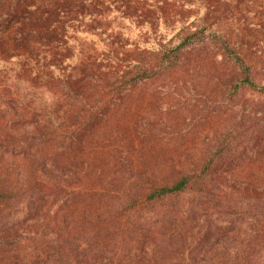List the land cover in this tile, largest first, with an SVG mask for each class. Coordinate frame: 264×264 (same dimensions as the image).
<instances>
[{
  "label": "trees",
  "instance_id": "16d2710c",
  "mask_svg": "<svg viewBox=\"0 0 264 264\" xmlns=\"http://www.w3.org/2000/svg\"><path fill=\"white\" fill-rule=\"evenodd\" d=\"M207 4L189 21L179 0H0V264H264V183L223 167L238 125L152 164L158 125L135 122V153L132 120L112 122L138 87L206 64L264 122V72Z\"/></svg>",
  "mask_w": 264,
  "mask_h": 264
},
{
  "label": "rangeland",
  "instance_id": "374dc122",
  "mask_svg": "<svg viewBox=\"0 0 264 264\" xmlns=\"http://www.w3.org/2000/svg\"><path fill=\"white\" fill-rule=\"evenodd\" d=\"M179 1L193 8L189 21L202 17L208 8L207 1H211L212 29L228 38L241 53L255 58L257 71L264 72V0ZM125 24L126 34L132 40L139 39L138 27L129 21ZM197 51L189 53L186 59L194 57ZM185 72L169 71L134 90L118 120H112L122 127L132 120V126L125 128L132 134V140L138 139L134 143L131 141L133 144L129 148L137 153L143 146L135 122L141 125L139 128L147 129L153 124L159 127L160 134L151 133V142L143 148L152 164L163 163L166 156L193 158L206 150L208 139L213 142L217 136L226 135L238 125L234 149L228 153L223 167L230 168L232 175L240 181L264 183V148L261 144L253 147L260 140V134L264 138V122L244 112L246 108H260L257 107L259 98L248 90L226 98L224 92L206 81L211 77L208 64L193 69L189 75ZM157 156L160 160H156ZM191 199L192 195H187L182 200ZM152 213L149 211L145 216Z\"/></svg>",
  "mask_w": 264,
  "mask_h": 264
}]
</instances>
